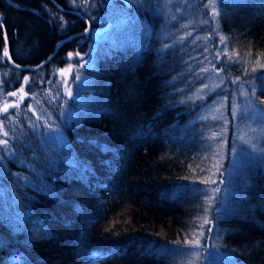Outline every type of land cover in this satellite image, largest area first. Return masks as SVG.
Segmentation results:
<instances>
[{
  "label": "trees",
  "instance_id": "1",
  "mask_svg": "<svg viewBox=\"0 0 264 264\" xmlns=\"http://www.w3.org/2000/svg\"><path fill=\"white\" fill-rule=\"evenodd\" d=\"M54 1L63 12L0 0V111L13 106L0 115V264H189L197 237L224 258L204 264H264V160L217 171L222 132L199 114L223 95L191 97L199 85L175 31L184 13L168 6L181 0ZM70 11L108 29L91 43ZM218 11L230 61L245 67L227 77L249 86L264 72V0ZM74 51L90 59L63 88ZM220 171L214 192L204 181Z\"/></svg>",
  "mask_w": 264,
  "mask_h": 264
},
{
  "label": "rangeland",
  "instance_id": "2",
  "mask_svg": "<svg viewBox=\"0 0 264 264\" xmlns=\"http://www.w3.org/2000/svg\"><path fill=\"white\" fill-rule=\"evenodd\" d=\"M201 1L181 0L176 3L170 1L168 6H173L176 12L184 13L183 20L177 23L175 31L186 43L185 46H181L186 53L185 56H189L191 63L190 69L187 68L189 81L196 79L199 85L191 93V97L201 101L212 96L215 92L223 95L216 97L208 106L203 107L199 117L202 120L210 121L213 126L215 125L221 130L222 139L218 145L217 157L220 160L218 161L219 169L221 170L227 162L230 165V170L233 171L242 160L248 157L254 160L260 157L264 160V103L261 106L253 100L250 93V90L252 91L251 83L246 86L241 82L238 83L237 77H227L236 73H238L239 78L243 77L245 67L241 69L239 63L232 64L230 61L231 51L227 46L228 42L225 39L221 40L223 36L217 30V19H213L211 0H207L204 4H201ZM167 27L168 29L172 28L169 24ZM107 29L108 27H91L90 31L86 34L83 33V35L89 38L91 43H94ZM175 31L170 32L175 34ZM71 54V58L69 55L65 57L69 61L67 66L57 72L59 79L62 80L63 88L69 87L72 73L81 74L82 66H85L90 59L88 56H80L76 51L71 52ZM194 66H197L199 71H196ZM15 93L16 95L12 96L15 100L14 104L19 105L27 96L22 90ZM241 93H246V95ZM249 103L252 104L251 108L248 107ZM234 106H239V112L245 119L233 118ZM12 108L11 104L8 109ZM3 113L5 112L1 110L0 115ZM0 133L3 136L1 125ZM234 146L236 152L233 151ZM227 176L225 172L220 171L213 179L216 181L214 186L215 188L218 187L219 191L223 189V184L227 183L228 180H225ZM221 181L223 182L221 183ZM206 250V245H201L199 248L190 247L189 264H199V261L200 264H202L201 261L204 264L208 260L207 257L210 258V256H215L217 261L224 259L222 255L219 256L215 252L214 255H209L208 252L214 251L212 248L209 251Z\"/></svg>",
  "mask_w": 264,
  "mask_h": 264
},
{
  "label": "snow or ice",
  "instance_id": "3",
  "mask_svg": "<svg viewBox=\"0 0 264 264\" xmlns=\"http://www.w3.org/2000/svg\"><path fill=\"white\" fill-rule=\"evenodd\" d=\"M219 3H220V0H211V4L210 6L212 7V12H213V19H216L217 16L220 15V12L218 11V7H219ZM0 25H2V21H0ZM223 37H221V40L223 41ZM4 56L7 57L8 56V51L7 49L4 50ZM72 54L69 53V57L71 58ZM261 67H264V65H262ZM71 68V66H70ZM206 71V70H205ZM252 71H256L255 69H253ZM77 80L80 79V76L77 75L76 77ZM28 78L25 77V81L27 82ZM65 83H67V81H65ZM251 87H252V94L255 95L257 91H259L262 95H264V72H260L258 76H255L253 77V80L251 82ZM70 98L73 96V93L71 90H68L67 93H66ZM242 95H246V93H241ZM9 95L11 96H15L16 93L15 92H12V93H9ZM261 103H264V101H261ZM11 105H8V104H5L4 108H3V112L7 113L8 111V108L10 107ZM248 107L251 108L252 107V104L249 103L248 104ZM232 116L234 119H245V117L240 114L239 112V106H234L233 107V112H232ZM3 135L5 137L8 136V132L5 131L3 132ZM213 138H215V134L213 136ZM0 145H3L4 148H7V145H8V142L7 140H0ZM233 151L236 152V148L235 146L233 147ZM217 167V171L219 170V166L216 165ZM212 183V184H215L216 181L215 180H212V181H204V183ZM223 181H221L222 183ZM214 192H218L219 191V188H215L213 189ZM215 199H217L215 196H212V197H209L208 198V202L209 204L211 205L212 202L215 201ZM205 211L207 212L208 209H205ZM219 211V209H218ZM205 223H209V221L205 218ZM208 231H211V229H208ZM200 235H203V233H201ZM189 246L191 247H196V248H199L201 246V242H200V239L197 237V238H194L190 241L187 242ZM209 255H214V253H209Z\"/></svg>",
  "mask_w": 264,
  "mask_h": 264
},
{
  "label": "water",
  "instance_id": "4",
  "mask_svg": "<svg viewBox=\"0 0 264 264\" xmlns=\"http://www.w3.org/2000/svg\"><path fill=\"white\" fill-rule=\"evenodd\" d=\"M49 1L51 2L52 5H54V7H55L57 10L63 12L62 8H61L59 5H57V4L55 3L54 0H49ZM70 13H72L73 15H76L79 19H81V20L83 21V23H84V25H85V27H86V30H85L83 33H85V34L88 33V32L90 31V29H91V25H89L88 21H87L82 15H80V14H78V13H76V12H72V11H70ZM5 49H7V44H6ZM7 51H8V56L6 57V61H8V63H9L12 67H14V68H16V69L20 68V67H16V66L14 65L13 61H11V59H10L9 50L7 49ZM45 63H46V62H45ZM20 69H21V68H20Z\"/></svg>",
  "mask_w": 264,
  "mask_h": 264
}]
</instances>
